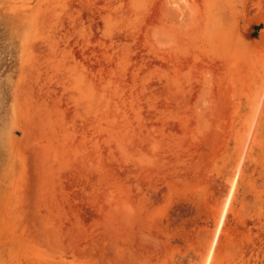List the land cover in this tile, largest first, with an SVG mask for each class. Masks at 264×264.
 I'll list each match as a JSON object with an SVG mask.
<instances>
[{"label": "rangeland", "instance_id": "obj_1", "mask_svg": "<svg viewBox=\"0 0 264 264\" xmlns=\"http://www.w3.org/2000/svg\"><path fill=\"white\" fill-rule=\"evenodd\" d=\"M0 264H264V0H0Z\"/></svg>", "mask_w": 264, "mask_h": 264}, {"label": "bare ground", "instance_id": "obj_2", "mask_svg": "<svg viewBox=\"0 0 264 264\" xmlns=\"http://www.w3.org/2000/svg\"><path fill=\"white\" fill-rule=\"evenodd\" d=\"M227 204H228V201H227V203H226L225 207L227 206Z\"/></svg>", "mask_w": 264, "mask_h": 264}]
</instances>
